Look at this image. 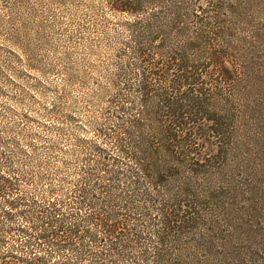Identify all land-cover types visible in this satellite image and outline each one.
I'll return each mask as SVG.
<instances>
[{
	"label": "trees",
	"instance_id": "1",
	"mask_svg": "<svg viewBox=\"0 0 264 264\" xmlns=\"http://www.w3.org/2000/svg\"><path fill=\"white\" fill-rule=\"evenodd\" d=\"M112 4L116 122L66 149L63 195L29 194L0 153V264H249L219 211L264 0Z\"/></svg>",
	"mask_w": 264,
	"mask_h": 264
},
{
	"label": "rangeland",
	"instance_id": "2",
	"mask_svg": "<svg viewBox=\"0 0 264 264\" xmlns=\"http://www.w3.org/2000/svg\"><path fill=\"white\" fill-rule=\"evenodd\" d=\"M112 1L0 0V153L31 180L29 194L63 195L77 159L66 149L116 122L109 98L124 16ZM253 44L219 217L232 241L246 240L249 264H264V43Z\"/></svg>",
	"mask_w": 264,
	"mask_h": 264
}]
</instances>
